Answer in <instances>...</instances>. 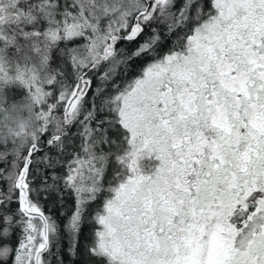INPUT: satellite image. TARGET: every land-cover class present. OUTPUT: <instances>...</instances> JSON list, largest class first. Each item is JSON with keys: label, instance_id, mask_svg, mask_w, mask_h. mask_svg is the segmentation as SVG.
I'll return each mask as SVG.
<instances>
[{"label": "snow or ice", "instance_id": "1", "mask_svg": "<svg viewBox=\"0 0 264 264\" xmlns=\"http://www.w3.org/2000/svg\"><path fill=\"white\" fill-rule=\"evenodd\" d=\"M69 195L61 225L41 199ZM64 237L264 264V0H0V264H65Z\"/></svg>", "mask_w": 264, "mask_h": 264}, {"label": "trees", "instance_id": "2", "mask_svg": "<svg viewBox=\"0 0 264 264\" xmlns=\"http://www.w3.org/2000/svg\"><path fill=\"white\" fill-rule=\"evenodd\" d=\"M139 42H140L139 40L134 41V42H122L117 47L124 48L128 53H130L137 46ZM142 63H143V60L133 61V64L135 66H139ZM129 75H131V73H129ZM41 203L44 206V210L52 214L54 217H56L60 221L61 225H63L65 220L67 219V216L65 214L66 213L70 214L73 208V199L70 195L67 196L65 201L63 202V207H61V205L57 203L54 197H50L47 200H44L42 198ZM98 203L99 201L91 204L88 207L87 212L85 213V218H84V223L81 229L80 243H79V248L81 251H83V248L89 238V234L93 228V225L90 223V217L94 209L96 208V204ZM61 244H62V253H63V259H64L65 264H85L86 259H87L85 256L81 255L79 257H72L66 252V249L68 248V240L66 237H64L61 240Z\"/></svg>", "mask_w": 264, "mask_h": 264}]
</instances>
